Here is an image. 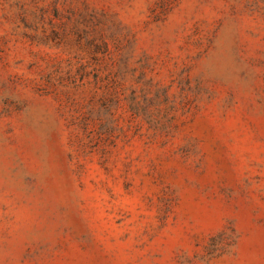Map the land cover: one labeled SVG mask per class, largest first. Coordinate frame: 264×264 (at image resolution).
Returning <instances> with one entry per match:
<instances>
[{"label":"rangeland","instance_id":"obj_1","mask_svg":"<svg viewBox=\"0 0 264 264\" xmlns=\"http://www.w3.org/2000/svg\"><path fill=\"white\" fill-rule=\"evenodd\" d=\"M0 264H264V0H0Z\"/></svg>","mask_w":264,"mask_h":264}]
</instances>
